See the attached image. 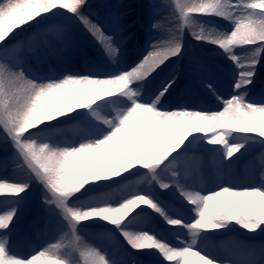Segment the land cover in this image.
<instances>
[{
    "label": "snow or ice",
    "instance_id": "snow-or-ice-1",
    "mask_svg": "<svg viewBox=\"0 0 264 264\" xmlns=\"http://www.w3.org/2000/svg\"><path fill=\"white\" fill-rule=\"evenodd\" d=\"M87 5L0 0V151L4 171L11 163L26 176L0 175V264H264V244L258 253L237 244L227 258L204 247L210 238L239 230L264 239V165L258 183L205 189L188 179L189 162L197 160L193 146L212 153L224 169L252 144L264 147V90L249 99L264 59V0H175L171 38L150 43L124 67L113 36ZM58 15L65 18L56 27L66 45L82 26L98 38L112 71L95 66L40 76L9 51L16 30ZM187 30L232 62V93L216 96L218 109L165 106L175 75L147 89L162 65L183 56ZM39 34L28 39L35 43ZM205 86L216 94L212 81ZM69 122L77 136L55 139L54 130ZM34 186L43 216L33 226L55 242L21 255L12 249L24 239L18 223Z\"/></svg>",
    "mask_w": 264,
    "mask_h": 264
},
{
    "label": "rangeland",
    "instance_id": "rangeland-1",
    "mask_svg": "<svg viewBox=\"0 0 264 264\" xmlns=\"http://www.w3.org/2000/svg\"><path fill=\"white\" fill-rule=\"evenodd\" d=\"M175 0H88L86 12L91 15V18L104 27L107 34L113 36V43L120 49L118 59L122 67L125 66L128 59L131 58V63L136 62L130 56L132 52L129 48L128 51L122 52L123 38L128 42L133 41L132 45H137L143 52H147L150 43L163 44L165 41L171 38L172 32L175 28L176 17L173 14L172 6H174ZM141 7V9H140ZM142 7L148 11V15L152 23H156L158 27L152 28L146 32H143L144 23L143 19L148 21L147 18H143ZM65 19L62 16L51 17L41 25L25 30H16L13 37L9 39V43L12 45L10 52L15 57H19L23 62L30 66L32 71L40 76H47L55 73L59 75L66 69L73 72H87L90 68L99 66L105 72L113 70V65L107 60L104 55L101 44L98 42V38L92 36L82 26H75L74 31L71 33L68 40L70 41L66 45L65 38L57 33V27L59 22ZM222 27L228 26L227 21H218ZM119 25H122L120 30V37H115L108 32L106 28L117 29ZM47 28V31H42ZM40 32L36 38V42H31L28 38L36 32ZM131 45V46H132ZM184 54L181 58H174V63L179 64L184 70V77L187 78L189 84L192 86L200 75L204 81H212L216 85V94L227 98L232 89L229 86L230 80H232V69L226 67L225 62L221 61L222 56L218 50L211 45L198 44L195 42L190 34V30L184 33ZM238 52L243 50L237 49ZM172 61V62H173ZM229 68V69H228ZM170 69V68H169ZM169 69H158L157 73H154L153 78L149 82L152 90L160 84V80L169 73ZM258 76L254 79L253 94L256 93L254 99L259 98V94L264 90V59L257 66ZM261 69H263L261 75ZM184 81V79H183ZM184 87V86H183ZM257 92L255 89H257ZM190 89L183 90L182 94L176 98L171 106L176 104H183L190 107L199 108L201 104H204V99L198 95V91L194 94ZM202 95V94H201ZM170 98L167 104L170 102ZM166 103V101H165ZM166 106V105H165ZM168 106V105H167ZM54 138L58 140H71L77 136V130L72 122L58 126L53 132ZM239 139V137H237ZM246 156L238 161H235L233 165L237 166L244 159L250 160V164L260 173L261 166L264 165V147L259 144H252ZM192 155L204 156L205 152L199 153L198 150L193 149ZM210 154V153H208ZM207 154V155H208ZM211 155V154H210ZM4 156L5 153L0 151V175L6 176L7 172L12 173L14 178L24 179L26 178L23 170L13 171V165L9 163L7 170L4 171ZM198 158V157H197ZM203 159V158H202ZM204 160V159H203ZM207 162V161H206ZM203 165L201 171L198 166V159L196 161H190L188 165L189 182L200 183L204 179V174L207 171V167ZM237 170V168L235 169ZM7 177V176H6ZM231 181H234V176L230 175ZM229 181V176L227 177ZM231 182V183H232ZM43 216V206L40 202V191L37 187H33L29 196V202L27 206L22 210L21 218L18 223L19 229L24 234V239L18 241L13 246V251L18 253V249L26 250L29 252L42 248L47 245V242L52 240L51 233L43 228L34 227L41 223V217ZM254 234H244V230H239L235 233H228L216 238H210L204 243V247L209 250L213 255L218 258H227V252L230 248L237 244L251 245L258 253L259 247L264 244V239L259 236H255L254 239L250 238ZM170 238V237H169ZM52 242H55L52 240ZM258 258V255L257 257Z\"/></svg>",
    "mask_w": 264,
    "mask_h": 264
},
{
    "label": "bare ground",
    "instance_id": "bare-ground-1",
    "mask_svg": "<svg viewBox=\"0 0 264 264\" xmlns=\"http://www.w3.org/2000/svg\"><path fill=\"white\" fill-rule=\"evenodd\" d=\"M140 9H141V7H140ZM141 12H142L143 18L148 19V21H145L144 19L142 21L144 23L143 24L144 25V27H143L144 31L143 32H146V30L148 31L150 29L152 21L150 19V16L148 15V11L145 10V8L142 7ZM106 30L108 32H110L111 34H113L115 37H118V36L120 37V30H122V25H119L117 27V29L106 28ZM121 42L123 43V47L121 48L122 52L123 51L126 52L130 48L132 52L130 53L129 57L132 56V58L136 59V61H138L144 54L147 53V52L141 51V49H139L137 47V45L133 46L132 45L133 41L128 42L127 39L123 38ZM173 59L174 58H172L171 61L166 62V65L161 66V69H163V70L169 69V68L170 69H169V73H167L165 76H163V78L159 81L160 83L163 82L165 79H167L169 76L175 75V77H176V84H175L174 88L172 89L171 94L168 96L165 105L171 106V103L176 98H178L180 96V94H182L184 88L187 89V87H188V89H190L191 92H193V88H194L196 93L198 91V95L200 93V96H202V99H204V104H201L200 106H198L199 108L212 109V110L220 108L221 107L220 101L217 100V98H216L217 94L214 95V94H211L209 92V90L205 86L206 82L204 81V79L200 75H198V79L196 80L194 85L191 86L189 84V81L187 80V78L184 77V70L182 69V67L179 64H172V63H174ZM221 61L225 62L226 67H229L230 69H232V75H233L232 62L227 60L225 57H222ZM130 62H132L131 58L128 59V62H126L125 66L129 65ZM262 72H263V69H261V75H262ZM51 75H56V74L53 73ZM257 76H258V69L256 68L255 78H257ZM151 79L152 78H150V81H151ZM183 79H184V81H183ZM230 81H228L229 86H230ZM151 85L148 83V85H147L148 91L152 90ZM255 90L257 92L258 88ZM195 91H194V94H195ZM253 91L254 90L252 87L251 92H253ZM251 92L249 93V99H254L256 93L253 94ZM221 95L222 94H220L219 96H221ZM169 98L171 101L167 104V101ZM209 147H213V146H209ZM193 149L198 150L200 154L205 152L204 156H202V157L197 156L198 157L197 158L198 163H199V166H198L199 170L201 171V168H203L204 162H206V161L207 162L205 163V165L207 164L206 167L208 168L206 173L204 174V178H203L204 180L200 183H191L193 185V187L199 186V187H203L205 189H210V188H214L217 183H221V182H230L231 183L232 181H231L230 175L232 176V173H233V176L235 178L232 183L237 185V186L244 185V184L249 183V182L258 183L260 180V173L258 171H255V169L253 167H251L252 165L250 164V160H248L247 158L244 159L242 162H240L237 166L232 164V166L230 168L224 169L222 166H220L218 164V162L216 161V159L212 153L201 150L198 145L193 146ZM208 153H210L211 155ZM236 168H237V170H235ZM6 176L9 179H17V178H14L13 174L9 173V172H7ZM228 176H229V181L227 180ZM205 249L207 250V246ZM25 251L26 250H24V249H22V250L18 249V254L25 255V254H27Z\"/></svg>",
    "mask_w": 264,
    "mask_h": 264
},
{
    "label": "trees",
    "instance_id": "trees-1",
    "mask_svg": "<svg viewBox=\"0 0 264 264\" xmlns=\"http://www.w3.org/2000/svg\"><path fill=\"white\" fill-rule=\"evenodd\" d=\"M25 27V29L28 27V26H24ZM31 29H33V28H31Z\"/></svg>",
    "mask_w": 264,
    "mask_h": 264
}]
</instances>
